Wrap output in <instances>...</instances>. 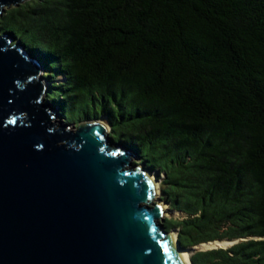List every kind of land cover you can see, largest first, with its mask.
<instances>
[{"label": "trees", "instance_id": "obj_1", "mask_svg": "<svg viewBox=\"0 0 264 264\" xmlns=\"http://www.w3.org/2000/svg\"><path fill=\"white\" fill-rule=\"evenodd\" d=\"M3 33L43 64L64 123L105 118L163 175L183 249L239 240L192 264H264V0H29Z\"/></svg>", "mask_w": 264, "mask_h": 264}, {"label": "water", "instance_id": "obj_2", "mask_svg": "<svg viewBox=\"0 0 264 264\" xmlns=\"http://www.w3.org/2000/svg\"><path fill=\"white\" fill-rule=\"evenodd\" d=\"M27 1L0 0V16ZM14 39L0 34V264H185L149 170L102 120L56 123L42 65Z\"/></svg>", "mask_w": 264, "mask_h": 264}, {"label": "rangeland", "instance_id": "obj_3", "mask_svg": "<svg viewBox=\"0 0 264 264\" xmlns=\"http://www.w3.org/2000/svg\"><path fill=\"white\" fill-rule=\"evenodd\" d=\"M7 8V7H6ZM15 42H17V41H15ZM46 73L47 72H44L43 74H41V79H44V84H45V86H47V91L46 92H48V90H50L51 89V85H52V83L51 82H49L48 80H45V78H44V76L46 75ZM62 82H64V80H63V78L62 77H59L58 78V83H62ZM49 107H51V108H56L53 104L51 105H49ZM57 110V109H56ZM57 112H58V110H57ZM23 117H25L24 115H23ZM56 123H63L64 121H63V119L61 118V116L57 113V118H56ZM63 121V122H62ZM102 121H105V123H107L108 124V122H107V120L105 119V118H102ZM67 123V122H66ZM85 124H89V121H86V122H81V123H76V122H73V123H67V125H69V129L71 130V132H76L77 130H78V127H79V125H85ZM111 131V127H110V130L108 131V133ZM111 143V142H110ZM138 157L136 156L135 158H133L131 161L132 162H138ZM150 174V176H152L154 179H155V181L157 182V184H158V192H157V198L155 199V201H153L154 203H158V204H161L163 207L166 205V206H168V210H166V212L164 213V217L161 219V220H164V219H175V220H178V219H181L183 216H182V214L181 213H179V212H175L174 210H170L169 209V204L168 203H166L164 200H161V197H162V191H161V182H162V180H163V175H161L160 177H159V175H158V172H150L149 173ZM164 204V205H163ZM169 233H172V234H175L176 236H178V234H179V231H178V229H172L171 231H169ZM231 242L233 243L232 245H234V241H232L231 240ZM208 243V242H207ZM203 244H206V243H203ZM232 245H229V246H227V247H220V248H223V249H228V248H230V247H232ZM196 248V249H195ZM195 248H193V251L195 250V251H198V250H211V249H206V248H204V247H200V245L199 246H197V247H195ZM192 254V253H191Z\"/></svg>", "mask_w": 264, "mask_h": 264}, {"label": "bare ground", "instance_id": "obj_4", "mask_svg": "<svg viewBox=\"0 0 264 264\" xmlns=\"http://www.w3.org/2000/svg\"><path fill=\"white\" fill-rule=\"evenodd\" d=\"M9 8V7H7ZM58 113V112H57ZM101 123L107 128V130H110L109 128V125L107 123H105V121H101ZM149 177L152 178L153 182L156 183V191L158 192V184L157 182L155 181V179L150 176L149 174ZM158 195V194H157ZM157 195L155 197V199L157 198ZM164 205V204H163ZM168 206H164L163 207V212L165 213ZM172 235V239L174 240V243L176 244L177 243V236L175 234H171ZM233 243L231 241H227V240H224V241H213V242H209V243H206V244H202L200 245V247H204L206 249H215V248H220V247H227L229 245H232ZM191 251L193 250H183V253H182V258L184 259V262L185 264H191Z\"/></svg>", "mask_w": 264, "mask_h": 264}, {"label": "clouds", "instance_id": "obj_5", "mask_svg": "<svg viewBox=\"0 0 264 264\" xmlns=\"http://www.w3.org/2000/svg\"><path fill=\"white\" fill-rule=\"evenodd\" d=\"M5 9H6V7H5ZM5 9H4V10H5ZM2 13H3V12H2ZM1 15H2V14H1ZM8 35H9V34H8ZM9 36H11V38H15V37L12 36V35H9ZM15 41H16V38L14 39V43H15ZM40 65H42V66H41V67H42L41 70H42V74H43V73L45 72V70H44V66H43V64H42L41 62H40ZM43 81H44V79H43ZM44 86H45V84H44ZM45 88L47 89V86H45ZM46 91H47V90H46ZM46 91H45V93H44V97H45V95H46V93H47ZM49 105H50V104H49ZM50 109L55 110V111H56V115H57V110H56L57 108H55V109H54V108H50ZM58 114H59V113H58ZM101 120H102V119H101ZM62 122H63V121H62ZM89 122H91V121H89ZM63 124H66V123L63 122ZM66 125H67V124H66ZM108 125H109V124H108ZM79 127H80V126H79ZM79 127H78V128H79ZM109 127H110V126H109ZM109 129H110V128H109ZM65 130L68 131V132H69V131L71 132V130L69 129V125H67V127H65ZM108 131H109V130H108ZM109 133H110V132H109ZM109 133L107 132V135H108ZM107 137H108V136H107ZM110 142H111V141L109 140V144H110L113 148H117V147H119L122 151H124V152H126L127 154H129V155H130V158H131L129 161H130L131 164H134V162H132L131 160H132L133 158H135L136 156H134V155L132 154L131 151H129V150H125L124 148H121L122 146H120V145H118V146H114V145H112V143H110ZM135 165H140V164H135ZM147 170H148V169H147ZM148 173H150V171H149ZM155 184H156V183H155ZM156 195H157V194H156ZM153 201H155V198H154ZM151 205H152V206H154V205H160V206H162L161 204L154 203V202H151ZM162 208H163V206H162ZM163 217H164V216H162V217H160V218L158 219V223L161 224V225H162V222H161V221H163V220H161V219H162ZM162 229H163V225H162ZM163 230H164V229H163ZM178 241H179V239H178ZM232 241H233V240H232ZM238 242H239V240H238ZM238 242H236V243H238ZM236 243H235V244H236ZM232 246H233V245H232ZM181 248H182V247H181ZM182 249H183V248H182ZM192 249H193V248H192ZM195 249H196V248H195ZM183 250H184V249H183ZM186 250L189 251L190 249H186ZM191 252H192V251H191ZM193 253H194V252H193ZM193 253H192V254H193ZM192 254H191V255H192ZM191 263H192V261H191Z\"/></svg>", "mask_w": 264, "mask_h": 264}]
</instances>
